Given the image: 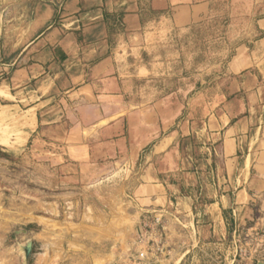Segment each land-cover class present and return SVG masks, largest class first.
<instances>
[{"label": "crops", "instance_id": "1", "mask_svg": "<svg viewBox=\"0 0 264 264\" xmlns=\"http://www.w3.org/2000/svg\"><path fill=\"white\" fill-rule=\"evenodd\" d=\"M147 5L170 8L175 27L210 9L209 1L196 0H0V98L30 115L27 141L34 157L44 159L47 188L114 189L117 176L133 177L136 221L162 211L166 234L184 235L179 247L190 252L214 244L220 264H234L237 242L251 236L258 242L255 264H264V66L237 54L228 69L234 97L203 125L188 120L174 127L177 118L165 121L157 112L153 121L131 101L118 64L121 51L143 41ZM193 140L204 145L198 153ZM204 161L202 170L196 162ZM168 175L175 179L165 181ZM104 199L110 208L118 203L115 196ZM98 220L93 210L73 224L70 246L88 264L116 261L127 244L113 216L107 228ZM42 221L50 226L44 244L51 256L62 245L51 240L59 237L52 230L58 223ZM60 224L71 231L70 223ZM104 242L111 244L108 253L94 250Z\"/></svg>", "mask_w": 264, "mask_h": 264}, {"label": "rangeland", "instance_id": "2", "mask_svg": "<svg viewBox=\"0 0 264 264\" xmlns=\"http://www.w3.org/2000/svg\"><path fill=\"white\" fill-rule=\"evenodd\" d=\"M196 1H209V12L186 27L169 22L170 8L161 12L151 8L140 47L124 49L118 61L119 75L130 91L131 101L142 105L153 121L155 112L165 121L177 118L174 127L188 120L198 127L223 111L228 99L234 97L229 90L232 76L228 69L237 54H249L264 66V0ZM13 104L17 103L0 98V264H88L81 261V250L71 247L70 241L77 232L73 224L81 222L83 213L92 214L93 210L99 215L100 228H107L113 216L112 225L127 242L116 261L102 257L100 264H109L110 260V264H220L218 246L199 245L188 252L186 244L177 245V239L184 235L171 237L169 229L166 253L155 258L148 254L149 259L141 260L139 253L144 246H138L137 241L143 219L138 222L131 216L139 209L133 201V177L117 176L114 189L47 188L45 180L49 181V176L43 172L44 159L34 157L32 144L27 141L30 115L25 108H15ZM191 143L197 153L200 145L204 146L202 141ZM196 164L205 170V161ZM173 179L175 176H165L167 182ZM109 196L118 198L111 208L104 201ZM44 217L58 223L52 230L59 237L52 238V242L59 244L62 240L51 256L44 244L46 238L50 240V226L42 221ZM61 222L70 223L71 231L66 225L61 228ZM165 225H169L167 220ZM248 240L241 238L248 255L241 261L236 259L235 251L234 264L251 263L253 246ZM29 241L33 247L26 262L23 247ZM110 248L111 244L104 242L94 250L105 254ZM228 252L230 262L233 250Z\"/></svg>", "mask_w": 264, "mask_h": 264}, {"label": "built area", "instance_id": "3", "mask_svg": "<svg viewBox=\"0 0 264 264\" xmlns=\"http://www.w3.org/2000/svg\"><path fill=\"white\" fill-rule=\"evenodd\" d=\"M166 229H165V219L164 213L162 211H151L145 212L143 215V220L141 224V233H139L137 244L138 246H144V250L139 253V258L141 260L149 259L148 254H151L152 257L162 256L166 253ZM245 239L253 246L252 249V260L251 263L244 264H255L257 258L258 242L254 240L253 237L246 236ZM237 254L236 259L239 258L244 260L246 258L247 249L242 245L241 238L237 242Z\"/></svg>", "mask_w": 264, "mask_h": 264}, {"label": "trees", "instance_id": "4", "mask_svg": "<svg viewBox=\"0 0 264 264\" xmlns=\"http://www.w3.org/2000/svg\"><path fill=\"white\" fill-rule=\"evenodd\" d=\"M152 11L151 7L147 5V7H144L142 9V14H141V20L143 24L146 22L148 14ZM154 11V10H153ZM119 24L122 25V18L120 17L119 19Z\"/></svg>", "mask_w": 264, "mask_h": 264}, {"label": "water", "instance_id": "5", "mask_svg": "<svg viewBox=\"0 0 264 264\" xmlns=\"http://www.w3.org/2000/svg\"><path fill=\"white\" fill-rule=\"evenodd\" d=\"M32 247H33V244L31 241L27 242V244L23 247V252H24L26 262L29 261V258L32 252Z\"/></svg>", "mask_w": 264, "mask_h": 264}]
</instances>
